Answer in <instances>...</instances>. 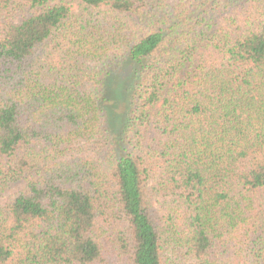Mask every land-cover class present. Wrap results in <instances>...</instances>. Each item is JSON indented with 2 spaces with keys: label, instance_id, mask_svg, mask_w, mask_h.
<instances>
[{
  "label": "trees",
  "instance_id": "1",
  "mask_svg": "<svg viewBox=\"0 0 264 264\" xmlns=\"http://www.w3.org/2000/svg\"><path fill=\"white\" fill-rule=\"evenodd\" d=\"M0 264H264V0H0Z\"/></svg>",
  "mask_w": 264,
  "mask_h": 264
}]
</instances>
